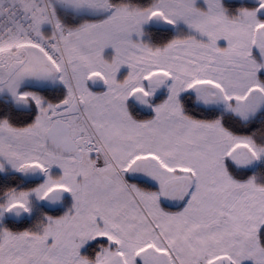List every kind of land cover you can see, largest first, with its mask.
<instances>
[{"label":"snow or ice","instance_id":"snow-or-ice-1","mask_svg":"<svg viewBox=\"0 0 264 264\" xmlns=\"http://www.w3.org/2000/svg\"><path fill=\"white\" fill-rule=\"evenodd\" d=\"M261 166L264 0H0V264H264Z\"/></svg>","mask_w":264,"mask_h":264},{"label":"trees","instance_id":"trees-1","mask_svg":"<svg viewBox=\"0 0 264 264\" xmlns=\"http://www.w3.org/2000/svg\"><path fill=\"white\" fill-rule=\"evenodd\" d=\"M255 3V1H250V0H225V4L227 7L231 8V9H235V8H238V7H251L253 6ZM132 111H133V114L134 115H137V118H147V117H150L151 115V112L150 110H147V109H144L143 107L139 106V105H136L135 103H133V107H132ZM255 170V169H253ZM253 170H249V173H246V174H250L251 171ZM261 171H264V166H261ZM11 175V174H10ZM4 180H8L9 177H0ZM40 208H44L43 205H39L37 207V212L34 213V216L32 218H25L24 220L22 221H17L15 219H10L8 221V224L9 226H15V227H18V228H23V227H27V226H30L34 219H35V216L39 214V209ZM52 214H57V213H52ZM96 250H99L98 247H97V242H91L86 250L84 252L87 253V255L89 256H92L94 255V251Z\"/></svg>","mask_w":264,"mask_h":264},{"label":"rangeland","instance_id":"rangeland-1","mask_svg":"<svg viewBox=\"0 0 264 264\" xmlns=\"http://www.w3.org/2000/svg\"><path fill=\"white\" fill-rule=\"evenodd\" d=\"M233 1V0H232ZM250 1H255V0H250ZM144 109H146V108H144ZM148 110V109H147ZM65 209L63 208V207H60V208H58L56 211H53V212H50V213H57V214H60V213H62L63 211H64ZM46 211H48V210H46ZM91 243V242H90ZM88 246V245H87ZM87 246L82 250V252L84 253V254H87L86 252H84L85 250H86V248H87Z\"/></svg>","mask_w":264,"mask_h":264},{"label":"water","instance_id":"water-1","mask_svg":"<svg viewBox=\"0 0 264 264\" xmlns=\"http://www.w3.org/2000/svg\"><path fill=\"white\" fill-rule=\"evenodd\" d=\"M43 207H44L46 210L50 211V212L56 211L58 208H60V207L49 208V207H46V206H44V205H43Z\"/></svg>","mask_w":264,"mask_h":264},{"label":"flooded vegetation","instance_id":"flooded-vegetation-1","mask_svg":"<svg viewBox=\"0 0 264 264\" xmlns=\"http://www.w3.org/2000/svg\"><path fill=\"white\" fill-rule=\"evenodd\" d=\"M230 1V0H229Z\"/></svg>","mask_w":264,"mask_h":264}]
</instances>
